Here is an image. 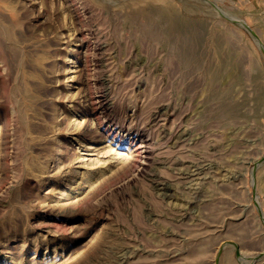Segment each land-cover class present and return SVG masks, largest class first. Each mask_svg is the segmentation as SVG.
Listing matches in <instances>:
<instances>
[{
	"label": "rangeland",
	"instance_id": "1",
	"mask_svg": "<svg viewBox=\"0 0 264 264\" xmlns=\"http://www.w3.org/2000/svg\"><path fill=\"white\" fill-rule=\"evenodd\" d=\"M0 264H264V0H0Z\"/></svg>",
	"mask_w": 264,
	"mask_h": 264
},
{
	"label": "bare ground",
	"instance_id": "2",
	"mask_svg": "<svg viewBox=\"0 0 264 264\" xmlns=\"http://www.w3.org/2000/svg\"><path fill=\"white\" fill-rule=\"evenodd\" d=\"M113 1V0H112ZM6 2H7V0H6ZM4 9V8H3ZM174 14V13H173ZM171 23H172V25H173V27H174V29H175V31L176 32H178L179 33V31H180V24H179V22L177 21V20H175V19H173L172 21H171ZM185 28V27H184ZM165 31V30H164ZM183 32V31H182ZM180 34V33H179ZM165 35V34H164ZM167 37V36H166ZM184 37V36H183ZM182 38V37H181ZM182 41V40H181ZM181 43V42H180ZM187 51V50H186ZM185 51V52H186ZM181 55H183V54H181ZM186 57V56H185ZM189 58V57H188ZM186 59V58H185ZM228 67V66H227ZM232 67V66H231ZM231 70V69H230ZM101 100V99H100ZM109 127V126H108ZM135 142V141H134ZM142 144V143H141Z\"/></svg>",
	"mask_w": 264,
	"mask_h": 264
}]
</instances>
